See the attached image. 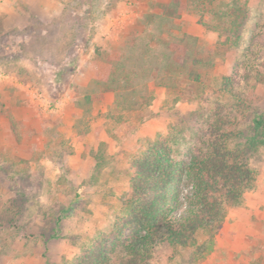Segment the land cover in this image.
Masks as SVG:
<instances>
[{
  "label": "rangeland",
  "instance_id": "1",
  "mask_svg": "<svg viewBox=\"0 0 264 264\" xmlns=\"http://www.w3.org/2000/svg\"><path fill=\"white\" fill-rule=\"evenodd\" d=\"M174 1L0 0V264L73 261L122 213L131 160L156 138L185 158L218 116L253 185L214 233L157 243L148 264H264V144L247 145L264 0H236V27L210 11L233 0Z\"/></svg>",
  "mask_w": 264,
  "mask_h": 264
},
{
  "label": "trees",
  "instance_id": "2",
  "mask_svg": "<svg viewBox=\"0 0 264 264\" xmlns=\"http://www.w3.org/2000/svg\"><path fill=\"white\" fill-rule=\"evenodd\" d=\"M236 2L224 3L223 10H209L214 16L230 18L229 23L236 27L243 11ZM193 62L210 63L199 58ZM189 71V76L198 79L195 71ZM230 78L224 77L223 89H227ZM225 125L218 116L208 125L200 147L182 159L173 157L164 138L150 142L130 162V191L122 199L123 211L111 230L94 237L66 264H109L116 253L121 254L122 264H148L157 243L193 246L198 232L214 233L225 208L240 201L256 176L242 158V150L230 146L233 133ZM252 129L247 145L264 144L261 116L252 118Z\"/></svg>",
  "mask_w": 264,
  "mask_h": 264
}]
</instances>
